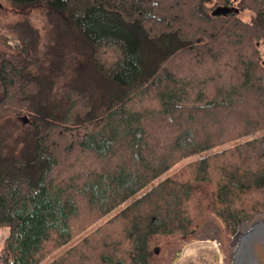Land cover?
Wrapping results in <instances>:
<instances>
[{"label":"trees","instance_id":"1","mask_svg":"<svg viewBox=\"0 0 264 264\" xmlns=\"http://www.w3.org/2000/svg\"><path fill=\"white\" fill-rule=\"evenodd\" d=\"M7 1L43 19L0 23V264H171L264 211V0Z\"/></svg>","mask_w":264,"mask_h":264},{"label":"rangeland","instance_id":"2","mask_svg":"<svg viewBox=\"0 0 264 264\" xmlns=\"http://www.w3.org/2000/svg\"><path fill=\"white\" fill-rule=\"evenodd\" d=\"M17 14L24 15V19L28 17L33 26L39 29V23L43 19L40 8L18 11L7 0H0V23L4 26L11 25L18 18ZM238 16L248 19L247 12L238 13ZM3 36L10 46L19 43L15 33H4ZM259 50L264 57L263 47L260 46ZM17 123L21 121L17 119ZM253 135L256 134H250L247 138ZM177 166L164 175L174 171ZM258 214L264 220V211L256 212L240 222L232 231L231 226L224 224L212 213H200L194 221L197 228L195 239L180 249L171 264H264V227L251 231L249 225L245 224L252 221L255 216L259 218ZM241 228H245L246 231H241ZM5 232V228H0V240ZM65 247L54 250L39 264H45L58 256Z\"/></svg>","mask_w":264,"mask_h":264}]
</instances>
